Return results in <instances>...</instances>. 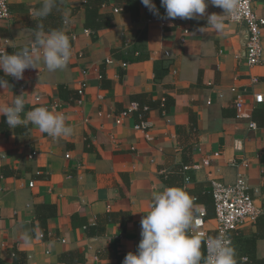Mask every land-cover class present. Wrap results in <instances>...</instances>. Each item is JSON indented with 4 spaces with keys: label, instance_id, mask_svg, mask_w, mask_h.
Segmentation results:
<instances>
[{
    "label": "crops",
    "instance_id": "crops-1",
    "mask_svg": "<svg viewBox=\"0 0 264 264\" xmlns=\"http://www.w3.org/2000/svg\"><path fill=\"white\" fill-rule=\"evenodd\" d=\"M9 1L0 53L31 48L42 24L45 32L67 34L72 54L66 68L53 72L42 59L21 80L0 72L10 86L0 89V106L23 95L22 118L46 107L64 115L73 131L52 138L31 123L9 128L0 116V264H118L137 252L153 193L168 187L195 198L196 216L207 211L191 234L214 237L211 180L234 184L244 172L260 215L231 234L232 246L238 264L241 257L264 264V102L252 113L257 129L237 117L234 105L241 98L253 107L255 94L264 95V56L257 66L238 58L246 26L226 18L223 33L200 32L208 15L223 14L210 4L197 19L161 12L162 26L148 22L154 14L138 0H106L99 13L109 26L92 36L85 33L88 0H56L46 18L34 13L43 0ZM254 8L264 17V0ZM143 123L147 128L138 129Z\"/></svg>",
    "mask_w": 264,
    "mask_h": 264
},
{
    "label": "clouds",
    "instance_id": "clouds-1",
    "mask_svg": "<svg viewBox=\"0 0 264 264\" xmlns=\"http://www.w3.org/2000/svg\"><path fill=\"white\" fill-rule=\"evenodd\" d=\"M141 2L154 15H159L152 0ZM209 4L222 9L223 14L208 15L207 27L200 28V32L212 28L223 33L225 19L239 18L243 12L241 0H161L168 19H197L205 15ZM55 5L56 0H43L42 6L34 13L46 18ZM37 28L31 48L13 54L0 53V72L5 76L21 80L25 70L37 69L41 59L50 72L67 67L72 54L70 37L60 30L45 32L42 24ZM8 87L7 80L0 77V89ZM24 105L23 95H19L11 105L0 106V116L6 117L9 128L31 123L52 138L72 134L73 129L66 124V117L46 107H36L22 118ZM194 199L178 187L153 193L151 211L140 222L141 241L137 252L128 253L122 264H238L236 249L225 233L216 237L206 236L203 231L191 234V230L202 223L194 214ZM21 239L26 245L31 240L27 233L22 234ZM202 245L206 247L207 255L202 251ZM246 260L241 257L240 264H246Z\"/></svg>",
    "mask_w": 264,
    "mask_h": 264
},
{
    "label": "built area",
    "instance_id": "built-area-1",
    "mask_svg": "<svg viewBox=\"0 0 264 264\" xmlns=\"http://www.w3.org/2000/svg\"><path fill=\"white\" fill-rule=\"evenodd\" d=\"M255 0H241V5L243 7V12L239 18L228 17L229 21L244 24L247 30V37L245 42V51L243 55H238V58H244L249 66H257L262 64L264 56L263 39H264V17L257 14L254 8ZM10 1L0 0V20H9L11 18L10 11ZM119 12V9H115ZM161 12L159 15H153L148 19L149 23L159 22L162 26H167L166 23L160 20ZM85 33L87 35H93L94 33L90 29H86ZM190 30L188 28L183 30L181 35V42L185 43L187 41ZM107 63H113L112 59H108ZM124 67L127 64H123ZM101 78V77H100ZM87 85L82 83L79 90V100L78 103H83V97L85 95ZM232 91L237 92V87H233ZM37 102L40 98L36 99ZM264 95L255 94V105L253 107H248L241 98L235 100V108L237 112V117L241 119H250V127L252 129H257L256 122L252 121L253 110L257 108L258 105L263 104ZM134 110L131 109V111ZM128 113H123L122 116H126ZM121 119L118 120V123ZM147 123L138 125V129L145 130L147 128ZM37 153L33 152L31 157L35 156ZM70 158V155H67ZM245 168L249 167L247 161L244 163ZM236 165V164H235ZM184 170H188V167H184ZM189 181V178L186 179ZM30 187L34 186V182L29 183ZM210 191L213 197L214 209H215V220L217 222L216 236L221 233H225L232 243L233 232L239 230V228L247 222H255L260 215V211L255 205V201L251 196L249 190L248 175L246 172L239 173L234 184H226L220 179L214 178L210 183ZM207 216V211L205 208H201L199 211V218L204 224V219ZM204 232V231H203ZM205 233V232H204ZM206 234V233H205ZM207 236V235H206ZM214 236V237H216ZM46 237L45 233L40 235V239ZM205 255H207L205 247Z\"/></svg>",
    "mask_w": 264,
    "mask_h": 264
},
{
    "label": "trees",
    "instance_id": "trees-1",
    "mask_svg": "<svg viewBox=\"0 0 264 264\" xmlns=\"http://www.w3.org/2000/svg\"><path fill=\"white\" fill-rule=\"evenodd\" d=\"M116 1H126L127 3H129L134 0H116ZM138 1L142 6H144L141 0H138ZM154 1H155L156 8L160 12L166 11L165 8L161 6V0H154ZM104 3H106V0H88L87 4L85 5L86 7V28L90 29L94 33L92 36H95V34H97L99 30L107 28L109 26V20L103 19V17H101L99 13V9ZM128 7L129 6L125 7L124 10H130L132 13H135V11L129 9ZM167 105H169V103ZM5 174L6 172L4 171L3 175ZM122 262L123 261L121 260V257H120L118 264Z\"/></svg>",
    "mask_w": 264,
    "mask_h": 264
}]
</instances>
